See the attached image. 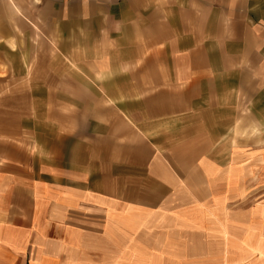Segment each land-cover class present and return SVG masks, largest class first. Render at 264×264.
Wrapping results in <instances>:
<instances>
[{
	"label": "crops",
	"instance_id": "crops-1",
	"mask_svg": "<svg viewBox=\"0 0 264 264\" xmlns=\"http://www.w3.org/2000/svg\"><path fill=\"white\" fill-rule=\"evenodd\" d=\"M180 3L182 32L176 17L143 26L154 1L0 0V126L27 124L24 95L55 92L57 50L126 49L128 29L154 30L156 98L183 94L154 101L145 149L101 165H57L19 144L31 134H0V264H264V198L246 197L242 152L221 143L237 135L239 94L264 136V0Z\"/></svg>",
	"mask_w": 264,
	"mask_h": 264
},
{
	"label": "rangeland",
	"instance_id": "rangeland-1",
	"mask_svg": "<svg viewBox=\"0 0 264 264\" xmlns=\"http://www.w3.org/2000/svg\"><path fill=\"white\" fill-rule=\"evenodd\" d=\"M148 1L156 2L159 9L156 14H143V26L146 21H164L163 27L166 29L168 23L165 22H171L176 17L177 24L172 22L171 26L175 24L176 29L182 32V3L178 4L181 0ZM164 6H168L171 13H163L160 9ZM165 36L166 33L155 35V38ZM153 39L154 30H142L139 39L136 31L128 29L126 49L112 44L105 46L102 51L95 45L89 48L81 46L76 53L65 54L57 50L56 56L46 63L47 85H53L48 86V90L55 89V92L50 90L46 94L24 95L27 101L24 105L30 106L24 115L27 124L0 126V134H31L34 143L19 144L26 146L28 151L31 145V151L38 159L46 158L57 165L62 163L66 166H70L72 162L86 166L87 160L91 164L95 162L101 165L100 162L106 160L108 151L114 161L117 158L113 156L120 150L145 149L146 138L142 130L146 134L151 130L154 101H183L182 93H160L158 98L154 95L156 46H149ZM89 49L93 52H85ZM49 74L56 77L51 78ZM6 96L9 98V95ZM245 99V95L239 94V125L235 130L237 135L233 139L227 136L229 138L226 137L221 143L226 149L242 152L239 165L244 168V180L255 184L246 197L257 202L264 198V174L246 172L252 165L259 170V166L264 165V157L259 155L251 159V156L248 158L242 155L262 153L264 136L261 127L252 124V119L251 125L246 123L250 112L246 109ZM162 119L165 122V117ZM139 124L142 125V130ZM156 129L159 131L157 137L161 138L162 131L165 133L167 126L160 124ZM227 133L230 134V127ZM3 154L6 155L7 150L0 151V155ZM2 160L7 159L0 157V161Z\"/></svg>",
	"mask_w": 264,
	"mask_h": 264
}]
</instances>
